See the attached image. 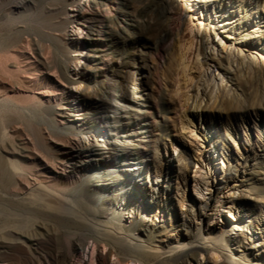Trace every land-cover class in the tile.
<instances>
[{"label":"rangeland","instance_id":"374dc122","mask_svg":"<svg viewBox=\"0 0 264 264\" xmlns=\"http://www.w3.org/2000/svg\"><path fill=\"white\" fill-rule=\"evenodd\" d=\"M19 1L0 0L1 23L39 21L50 3L28 0L29 7L14 10ZM64 1L72 111L64 114L54 105L51 118L83 131L86 101L132 98L125 84L135 74L145 88L141 119L125 131L144 128L140 153L149 159L151 189L113 180L116 191L105 200L115 210L114 227L163 252L204 244L193 252L198 264H264V0H168L159 20L153 8L139 17L141 5L132 0L129 6L127 0ZM119 12L126 24L114 22ZM160 25L167 27L165 37ZM11 57L1 53L0 66L11 61L0 70L13 73ZM97 88L102 96L94 95ZM89 114L112 116L110 108ZM95 121L100 128L93 136L109 161L115 152L100 132L105 123ZM35 190L30 193L44 202L41 188ZM219 245L223 254L212 250ZM9 256L16 264L21 260L17 253ZM127 264L142 263L132 258Z\"/></svg>","mask_w":264,"mask_h":264},{"label":"bare ground","instance_id":"6f19581e","mask_svg":"<svg viewBox=\"0 0 264 264\" xmlns=\"http://www.w3.org/2000/svg\"><path fill=\"white\" fill-rule=\"evenodd\" d=\"M27 1L14 4V10L29 7ZM49 1L39 21L16 26L0 22V55L8 53L15 63L12 74L11 69L9 73L5 67V72L0 70L6 76H0V264H16L10 252L19 254L22 261L17 264H127L132 258L142 264H165L181 256L185 257L181 264H198L193 252L206 245L184 244L164 252L142 245L114 227L115 210L106 206V194L116 191L114 179L151 189L149 159L140 153L144 128L125 131L141 119L140 108L146 101L136 74L130 86L125 84L132 98L108 102L103 97L88 103L85 94L80 95L86 101L81 114L83 131L51 118L54 105L61 113L72 111L73 90L64 66L69 46L65 1ZM132 1L141 5L139 17L152 8L158 20L168 13V0ZM130 4L127 0L125 6ZM123 17L119 12L114 22L126 24ZM160 31L167 35L166 26L160 25ZM93 92L102 96L104 90ZM103 108H110L112 116L89 117ZM98 118L105 123L100 131L104 142L115 152L109 161L101 158L105 145L93 136L99 132ZM80 133L94 142L86 146ZM35 188L43 191L44 202L30 193ZM128 210L136 218L138 211L132 204ZM236 230L242 233L241 226ZM212 250L223 254L224 248L219 245Z\"/></svg>","mask_w":264,"mask_h":264}]
</instances>
